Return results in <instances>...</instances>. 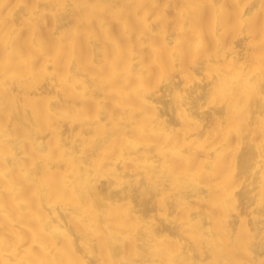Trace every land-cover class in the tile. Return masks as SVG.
Returning a JSON list of instances; mask_svg holds the SVG:
<instances>
[{
	"label": "bare ground",
	"instance_id": "bare-ground-1",
	"mask_svg": "<svg viewBox=\"0 0 264 264\" xmlns=\"http://www.w3.org/2000/svg\"><path fill=\"white\" fill-rule=\"evenodd\" d=\"M56 2L0 0V264L259 259V220L242 223L241 198L229 196L242 157L254 170L245 203L260 193L264 0H80L99 7L36 27ZM21 24L35 75L4 71L21 60L13 35ZM189 71L177 109L173 96ZM210 89L218 103L204 102ZM100 113L113 122H98ZM94 158L111 161L115 175L90 176L84 161ZM137 172L160 178L169 196L152 235L140 224L122 228L115 209L108 234L94 231L107 225L96 223L84 185L115 199L116 185ZM125 195L137 216H153L151 201Z\"/></svg>",
	"mask_w": 264,
	"mask_h": 264
},
{
	"label": "snow or ice",
	"instance_id": "snow-or-ice-1",
	"mask_svg": "<svg viewBox=\"0 0 264 264\" xmlns=\"http://www.w3.org/2000/svg\"><path fill=\"white\" fill-rule=\"evenodd\" d=\"M39 8V6H36ZM95 8L99 7V5H90L81 3L80 0H72V2H68V0H57L54 4H46L44 5L45 12L43 14H37L34 18V23L36 27H40L43 24L49 22L50 17H54L57 20L61 18H72L80 13L82 10L87 8ZM104 7H109L108 5H104ZM154 7H156L154 5ZM5 27L8 25L7 19L3 22ZM25 31V26L23 24L19 25L17 29L14 30L13 35L16 37L15 44L17 50L20 52L21 60L18 64L5 66V73L13 72L19 76H23L24 73L30 71L33 75H35L40 69L38 68L37 62L33 59L29 62L24 57V44L22 42V34ZM51 59V58H50ZM45 71L52 72L53 69L51 67H47L44 69ZM164 77H161L163 80ZM192 79L191 72L186 74L185 87L183 89L177 88L175 94L173 96L175 106L177 109H183L186 102L187 90L189 88V84L187 81ZM141 88L150 87V84L145 82L143 79L140 82ZM250 86V82H249ZM3 87L5 90L8 89V81L5 79L3 81ZM259 91L262 97H264V79L261 80ZM220 101L219 94L216 90L210 89L207 94V99L204 101L205 103L212 105L218 103ZM98 122H103L105 125H110L113 120L106 113L98 114ZM262 128V139L258 146V150L260 152V163L258 165V170L261 174V184H260V193L258 201L252 200L248 203H245V188L249 183L248 176L250 174H254V170L252 173L249 171V164L246 158L242 157L240 162V174L234 178H231L230 183L232 184V192L230 193L229 199L231 201L232 196H240V205L238 215L242 219V223L246 220L251 222V220L256 217L259 220V236H260V244H261V253L260 258L255 259H242L237 260L234 264H264V122L261 123ZM39 151H44V149H39ZM67 151V148H66ZM115 153L119 156H123V151L120 148H116ZM6 163L10 165H14L16 163L15 159L12 161H6ZM119 164V160L116 161ZM84 164L87 165L89 169V175L92 176L93 173L96 177H100L105 174L106 170H110L113 175H115V169L111 168V161L109 160H101L97 162L95 158L92 162L84 161ZM38 174V172H37ZM238 181V184H237ZM117 192L116 198L113 199L111 194L104 198H98L93 195V186L90 184H85L82 189V194L86 193L93 200V209L96 213V223L98 225L104 226L107 225V228L101 227L96 229L95 226L93 228L94 231H100L105 236L108 234V231L111 230V224L108 223L106 217L110 216V213L113 209L118 210L119 220L121 221L122 228H126L128 231H132L133 228L137 224H140V231L145 232L149 235L153 233V225L156 221V213L159 212L161 216H163L169 209V196L162 195L163 191H167L166 187L162 189L160 178H157L153 175H146L143 172L133 173V175L126 178L124 183L117 184ZM136 191L140 194L142 200L151 201L153 203V216L152 217H141L136 215V209L129 203L127 195L122 199L120 197V192L124 191L127 193L128 191ZM153 196H155V200H153ZM102 199V202H97ZM87 223V220L85 221ZM245 233L239 234V239L246 238ZM139 236V232L137 233ZM68 264H98L95 261H87V260H76L69 261ZM114 264H141L138 260H117L114 261ZM181 264H188L187 261L181 262ZM192 264H215L213 261H199L192 262Z\"/></svg>",
	"mask_w": 264,
	"mask_h": 264
}]
</instances>
